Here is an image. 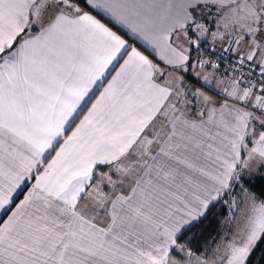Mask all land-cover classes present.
I'll return each mask as SVG.
<instances>
[{"label": "snow or ice", "instance_id": "6c2138e0", "mask_svg": "<svg viewBox=\"0 0 264 264\" xmlns=\"http://www.w3.org/2000/svg\"><path fill=\"white\" fill-rule=\"evenodd\" d=\"M0 264H264V0H0Z\"/></svg>", "mask_w": 264, "mask_h": 264}, {"label": "trees", "instance_id": "16d2710c", "mask_svg": "<svg viewBox=\"0 0 264 264\" xmlns=\"http://www.w3.org/2000/svg\"><path fill=\"white\" fill-rule=\"evenodd\" d=\"M215 233H213V235H214Z\"/></svg>", "mask_w": 264, "mask_h": 264}]
</instances>
